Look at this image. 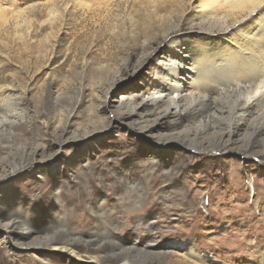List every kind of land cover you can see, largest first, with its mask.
<instances>
[{
    "label": "rangeland",
    "instance_id": "1",
    "mask_svg": "<svg viewBox=\"0 0 264 264\" xmlns=\"http://www.w3.org/2000/svg\"><path fill=\"white\" fill-rule=\"evenodd\" d=\"M69 3L52 29L45 0H0V100L31 118L0 131V264H191L183 250L264 264L262 119L231 140L217 138L236 122L231 110L213 133L174 108L152 136L116 119L143 100L148 122L164 110L148 95L169 59L165 34L196 41L202 27L181 15L197 3L155 11L131 0L111 15ZM31 18L45 23L33 30ZM93 126L102 132L71 141ZM9 216L28 229L4 228Z\"/></svg>",
    "mask_w": 264,
    "mask_h": 264
},
{
    "label": "bare ground",
    "instance_id": "2",
    "mask_svg": "<svg viewBox=\"0 0 264 264\" xmlns=\"http://www.w3.org/2000/svg\"><path fill=\"white\" fill-rule=\"evenodd\" d=\"M65 1L68 2L63 8L59 6ZM69 1H73L75 6L78 5L87 13L108 11L111 15L114 8H120L123 3L127 4L131 0H45L50 17L45 22L50 23V28L54 29L58 20L63 22L61 20L72 4ZM140 1L157 11L161 6L176 3L178 0ZM194 3L197 6L190 13L183 12L181 20L200 25L202 29L199 38L195 41L189 35L181 38L170 33L165 34V51L169 59L150 83V101L165 100L164 110L153 121L148 122L147 115L142 111L147 104L143 100L137 105H127L125 112L115 111V114H119L116 119L130 128H133L131 121L136 120L140 127L139 132L152 136L155 123L167 117L171 108H174L175 113L184 112L190 118L197 119L198 127L209 129L211 126L214 129L209 131L213 133L216 132V123L231 110L236 122L233 127L229 126L219 132L217 138L231 140L241 128H246L249 122L258 119H262L263 123L254 127L253 132H261V127H264V0H194ZM34 7H29L32 13L35 11ZM25 13L24 9L19 12L18 17ZM125 18L122 17L124 22ZM181 20L172 28H178ZM29 22L33 30L45 23L38 24L39 21L35 18H31ZM219 32L225 38H221ZM152 55L153 53H149L146 57ZM144 60L145 57L140 63ZM122 79L123 77L115 75L103 86L113 89ZM5 92L6 90L0 88L1 97ZM8 103L6 98L0 100V115L3 113L5 125L8 126L0 131L10 136L14 135L13 125L21 121L31 122V118L21 113L19 105L11 107ZM3 123L0 121V126ZM101 132L100 126H93L71 141L81 142ZM162 139L165 146L175 140L171 135ZM191 141L187 145L188 149H193ZM45 161L36 158L37 163ZM16 219L17 217H7L3 227L7 230L14 229L18 226ZM19 228L28 229L24 224ZM178 256L191 258V264H219L211 254L200 255L192 250L180 251Z\"/></svg>",
    "mask_w": 264,
    "mask_h": 264
}]
</instances>
